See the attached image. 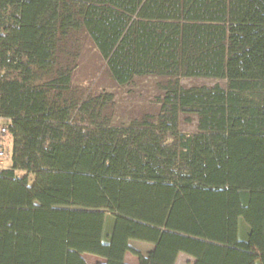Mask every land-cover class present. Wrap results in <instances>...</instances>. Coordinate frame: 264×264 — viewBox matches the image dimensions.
Masks as SVG:
<instances>
[{"label": "trees", "instance_id": "obj_1", "mask_svg": "<svg viewBox=\"0 0 264 264\" xmlns=\"http://www.w3.org/2000/svg\"><path fill=\"white\" fill-rule=\"evenodd\" d=\"M86 44L115 85L158 77L154 114L113 122ZM0 125V264H264V0H0Z\"/></svg>", "mask_w": 264, "mask_h": 264}, {"label": "rangeland", "instance_id": "obj_2", "mask_svg": "<svg viewBox=\"0 0 264 264\" xmlns=\"http://www.w3.org/2000/svg\"><path fill=\"white\" fill-rule=\"evenodd\" d=\"M103 62L99 58L97 52L91 45L86 44L83 56L79 62V69L77 72L76 82L88 86L91 90L101 91L108 90L113 92L115 100V111L113 116V122L115 124H128L133 118H138L143 112H149L154 114L157 110V96L159 95V89L157 87L158 77H142L136 78L131 83L126 85H115L102 71ZM180 83L183 86H199V85H212L214 83L225 84L224 79H211V78H190L181 77ZM180 129L184 132H190L194 129L193 126L180 123ZM8 144V139H7ZM10 165L9 159H4L0 167H8ZM17 173H22L17 171ZM105 214H108L104 210L94 212L92 220L103 221ZM234 215V213L232 212ZM228 217L229 231L236 232L237 225H243L235 216ZM100 230L97 226H93V231L97 233ZM99 234V232H98ZM229 240L232 241L237 238V235L229 233ZM131 246L134 248H140L145 252L144 244L141 241H130ZM145 254V253H144ZM188 257L180 255L177 264H190ZM94 261V260H93Z\"/></svg>", "mask_w": 264, "mask_h": 264}, {"label": "crops", "instance_id": "obj_3", "mask_svg": "<svg viewBox=\"0 0 264 264\" xmlns=\"http://www.w3.org/2000/svg\"><path fill=\"white\" fill-rule=\"evenodd\" d=\"M110 221H111V218H110L109 214H105V217L103 218V221H98L97 218L94 219V222H93L94 225L97 226L100 230H98L97 233H95L92 230L93 237L99 239L102 236V232H103V229H104L105 222L109 226V224H111ZM98 232H99V234H98ZM142 243L144 244L142 247L145 248V252H143L140 248H136V247L135 248L137 250H139L143 254L153 248V245L151 243H147V242H142ZM180 255H184V256L190 258V259H188V261H189L190 264H193L194 258L189 256V255H187V254H185V253H179L178 254V256L176 258V261H175V264H177L178 258L180 257ZM82 257L84 258V260L86 261L87 264H95L97 262H103L104 261V259L102 257H99V256L94 255V254H90V253H83ZM124 260L127 263H130V264H137V257L132 255L129 252L125 253Z\"/></svg>", "mask_w": 264, "mask_h": 264}, {"label": "built area", "instance_id": "obj_4", "mask_svg": "<svg viewBox=\"0 0 264 264\" xmlns=\"http://www.w3.org/2000/svg\"><path fill=\"white\" fill-rule=\"evenodd\" d=\"M7 144L6 139V129L3 125H0V164L3 163V160L9 158V153L5 150V145Z\"/></svg>", "mask_w": 264, "mask_h": 264}]
</instances>
